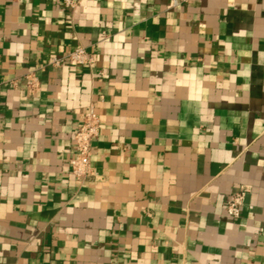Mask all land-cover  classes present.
<instances>
[{
	"label": "crops",
	"instance_id": "crops-1",
	"mask_svg": "<svg viewBox=\"0 0 264 264\" xmlns=\"http://www.w3.org/2000/svg\"><path fill=\"white\" fill-rule=\"evenodd\" d=\"M74 1L0 0V264H264V0Z\"/></svg>",
	"mask_w": 264,
	"mask_h": 264
},
{
	"label": "built area",
	"instance_id": "built-area-1",
	"mask_svg": "<svg viewBox=\"0 0 264 264\" xmlns=\"http://www.w3.org/2000/svg\"><path fill=\"white\" fill-rule=\"evenodd\" d=\"M181 0H174L177 5ZM185 1V0H182ZM67 5L74 6V0H65ZM65 60H68L75 66L92 67L95 63L94 56L83 46H77L68 54L62 57H53L48 61L51 66H60ZM41 87L40 78L35 71L26 75L27 92L31 95L37 93ZM100 118L94 106L84 112L81 122L74 135V155L70 159L71 171L75 178L84 181L93 174L91 163L92 143L99 135ZM247 187L242 186L235 192L226 206L227 214L232 218L241 217V209L247 193Z\"/></svg>",
	"mask_w": 264,
	"mask_h": 264
},
{
	"label": "water",
	"instance_id": "water-1",
	"mask_svg": "<svg viewBox=\"0 0 264 264\" xmlns=\"http://www.w3.org/2000/svg\"><path fill=\"white\" fill-rule=\"evenodd\" d=\"M247 197V196H246Z\"/></svg>",
	"mask_w": 264,
	"mask_h": 264
}]
</instances>
